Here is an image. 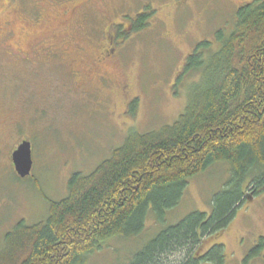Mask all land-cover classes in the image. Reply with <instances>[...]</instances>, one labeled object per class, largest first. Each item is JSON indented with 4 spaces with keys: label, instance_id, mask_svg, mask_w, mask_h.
I'll list each match as a JSON object with an SVG mask.
<instances>
[{
    "label": "rangeland",
    "instance_id": "rangeland-1",
    "mask_svg": "<svg viewBox=\"0 0 264 264\" xmlns=\"http://www.w3.org/2000/svg\"><path fill=\"white\" fill-rule=\"evenodd\" d=\"M251 1L0 0V251L19 221L48 217L74 173L93 172L132 133L176 122L197 80H179L187 58L201 42L217 44L219 32L228 36ZM24 141L33 170L21 179L12 154ZM229 170L219 163L190 179L162 223L150 216L138 237L111 240L87 264H128L164 228L194 211L209 215ZM252 190L199 256L222 244V264H264V254L250 257L264 238V191ZM183 253L165 259L178 263Z\"/></svg>",
    "mask_w": 264,
    "mask_h": 264
},
{
    "label": "trees",
    "instance_id": "trees-1",
    "mask_svg": "<svg viewBox=\"0 0 264 264\" xmlns=\"http://www.w3.org/2000/svg\"><path fill=\"white\" fill-rule=\"evenodd\" d=\"M217 40L201 42L187 58L179 80H197L178 120L132 133L93 172L74 173L67 196L50 204L45 220L19 221L6 234L0 264H87L111 240L138 237L150 216L162 223L190 179L224 163L231 178L212 200L211 213L194 211L164 228L128 262L222 264L224 246L199 256L204 245L234 218L247 186L255 195L264 191V0L241 6L233 30L219 32ZM176 252H184L182 260L168 263ZM263 254L261 238L250 257Z\"/></svg>",
    "mask_w": 264,
    "mask_h": 264
},
{
    "label": "water",
    "instance_id": "water-1",
    "mask_svg": "<svg viewBox=\"0 0 264 264\" xmlns=\"http://www.w3.org/2000/svg\"><path fill=\"white\" fill-rule=\"evenodd\" d=\"M14 169L19 178L29 177L33 170L31 143L24 141L12 154Z\"/></svg>",
    "mask_w": 264,
    "mask_h": 264
},
{
    "label": "flooded vegetation",
    "instance_id": "flooded-vegetation-1",
    "mask_svg": "<svg viewBox=\"0 0 264 264\" xmlns=\"http://www.w3.org/2000/svg\"><path fill=\"white\" fill-rule=\"evenodd\" d=\"M109 52H110L111 57H112L113 56V48H110Z\"/></svg>",
    "mask_w": 264,
    "mask_h": 264
}]
</instances>
